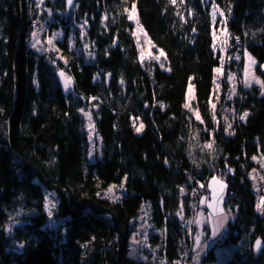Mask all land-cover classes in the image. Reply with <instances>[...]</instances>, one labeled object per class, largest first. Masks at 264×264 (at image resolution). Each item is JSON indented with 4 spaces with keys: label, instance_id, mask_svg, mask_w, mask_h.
<instances>
[{
    "label": "trees",
    "instance_id": "1",
    "mask_svg": "<svg viewBox=\"0 0 264 264\" xmlns=\"http://www.w3.org/2000/svg\"><path fill=\"white\" fill-rule=\"evenodd\" d=\"M133 4L167 69L143 66L128 18ZM33 24L63 31L54 49L30 44ZM245 54L255 60L248 88ZM217 68L222 89L228 69L238 83L234 102L218 109ZM257 80L264 82V0H74L70 8L67 0H0V264H192L190 223L215 171L226 174L232 219L203 264L230 243L237 247L226 264H264ZM190 84L193 109L185 107ZM48 190L56 193L54 217H65L58 228L47 225ZM140 214L156 231L145 260L129 256Z\"/></svg>",
    "mask_w": 264,
    "mask_h": 264
},
{
    "label": "rangeland",
    "instance_id": "2",
    "mask_svg": "<svg viewBox=\"0 0 264 264\" xmlns=\"http://www.w3.org/2000/svg\"><path fill=\"white\" fill-rule=\"evenodd\" d=\"M37 2L40 0H36ZM131 10L128 11V15ZM214 11V10H213ZM134 25V37L138 45L139 50V57L140 60L145 67L146 64H154L156 66L161 67L163 65L164 69H167V62L165 60V54L163 56L160 55L161 50L155 47L146 33L144 32L143 28L137 25L136 20H130ZM216 22V20H214ZM36 25L38 24L37 21ZM222 23L221 20H218L216 26H220ZM33 24L29 42L30 44L38 50L47 51L49 49H54L55 39H61L63 31L61 29L53 30L49 32L47 27H40L39 25L36 26ZM142 28V31L140 30ZM219 32L217 35H222V27H215ZM35 34V35H34ZM51 40V43H49ZM164 53V52H163ZM160 56L159 60H156L155 57ZM254 60V58L252 57ZM255 61V60H254ZM254 64L249 60V55L245 54L244 57V73L241 76V82L243 88H248L255 83V76H251V69ZM223 69V68H222ZM222 69L217 68L216 73L214 74V94L213 96L216 98V101H213L212 104L216 105V108L220 107L221 104L228 103L230 101L234 102V96L236 91L238 90V83L236 81L235 72L233 69H228L226 73V87H223V81L218 76L221 74ZM219 70V71H218ZM246 81L248 83H246ZM73 86V82L71 79V84L67 87L68 89ZM225 86V85H224ZM225 91V94H221V92ZM186 97V103L190 104L189 109H193V101L194 100V86L190 84L188 86ZM219 103V104H218ZM216 112V111H215ZM255 176V171L251 173V178L253 179ZM258 176V175H257ZM255 177V187L253 188L258 194L261 190H259L260 181L259 176ZM226 174L221 175L217 171L211 176H209L207 183H206V191L204 185L201 184L199 193H203L200 196L199 204L197 205L196 209L194 210V217L192 222L190 223V227H192V233L194 237V249H193V256H194V263L192 264H203L202 256L207 254L209 248L213 247L215 244L220 243L221 237L224 236L226 233V228L228 222L232 219V214L229 210H225L224 208V200H225V191H226V181H225ZM264 185V181L261 183ZM121 188V187H119ZM202 188V190H201ZM205 191V192H204ZM111 196H119L122 194V190H120V194L118 195L117 189L112 190L109 192ZM54 205V207H53ZM56 208V193L54 191L48 190L46 194V201H45V210L48 214V226L51 228H58L65 217H54V210ZM223 210L222 212L220 210ZM51 212V215H49ZM145 213V212H144ZM133 232L131 235V243L129 256L135 259H143L145 257L142 256L143 249L146 250L149 246V240L147 239L148 235L156 233L153 226L148 223L146 214H140L136 219L132 222ZM197 238H199L197 240ZM237 246L233 243L230 244H219L215 247L214 252L216 256V260L212 261V264H226L227 260L232 257L233 251ZM149 251H154L152 248ZM154 258L152 259V261Z\"/></svg>",
    "mask_w": 264,
    "mask_h": 264
},
{
    "label": "snow or ice",
    "instance_id": "3",
    "mask_svg": "<svg viewBox=\"0 0 264 264\" xmlns=\"http://www.w3.org/2000/svg\"><path fill=\"white\" fill-rule=\"evenodd\" d=\"M41 2H42V0H41ZM170 2L173 3V4H175V3H176V0H170ZM68 3L71 4V3H72V0H68ZM126 11H128V10L126 9ZM215 15H216V11H215V9H214V11H213V17H215ZM221 15H223V13H221ZM128 18H129L130 20H136L137 25H138V27H139V20H138V18H137V16H136V7H135V4L132 5V9H131V11H130V13H129V17H128ZM105 19H107V17H105ZM140 30L142 31V28H140ZM34 35H35V34H34ZM49 43H51V40H49ZM160 55H161V56L164 55L163 50H161ZM155 59H156V60H159V59H160V56L155 57ZM249 60H250L253 64L255 63V61H254L250 56H249ZM161 67H163V65H161ZM218 71H219V70H218ZM61 75L63 76L64 74L61 73ZM256 82H257V83H261L262 85H264V82H262V81L257 80ZM121 83H123V81H121ZM246 83H248V82L246 81ZM70 84H71V78H70V77H69V78H66V80H65V87L67 88ZM93 99H95V98H93ZM185 107H186V108H190V104H189V103H186V104H185ZM214 107H215V106L213 105V108H214ZM81 111H83V109H81ZM86 115H87V113H86ZM247 115H248V113L245 112L240 118H241V119H245V118L247 117ZM196 118H197V119H200L198 113L196 114ZM89 120H91V117H90V116H89ZM90 126H91V125H90ZM143 127H144V126H143V124L141 123L140 126L136 128V131H137V132H140V131L143 129ZM229 127H231V125H229ZM206 147L211 148L212 145H211V144H208V145H206ZM253 159H256V157H253ZM111 191H112V188H109V192H111ZM53 207H54V205H53ZM257 209L260 210L261 212H264V198H262L261 202L257 204ZM220 211L222 212L223 210L221 209ZM49 215H51V212H49ZM198 239H199V238H197V240H198ZM261 243H262V242H261V240H259V239L256 241V246H257V248H259V247L261 246Z\"/></svg>",
    "mask_w": 264,
    "mask_h": 264
},
{
    "label": "water",
    "instance_id": "4",
    "mask_svg": "<svg viewBox=\"0 0 264 264\" xmlns=\"http://www.w3.org/2000/svg\"><path fill=\"white\" fill-rule=\"evenodd\" d=\"M73 3H74V0H72V3L71 4H69L68 1H67L68 7H71L73 5ZM259 240H261V239H259ZM262 246H263V244L261 243V246L259 248H257L256 243H255V249H256V251H260L262 249Z\"/></svg>",
    "mask_w": 264,
    "mask_h": 264
},
{
    "label": "bare ground",
    "instance_id": "5",
    "mask_svg": "<svg viewBox=\"0 0 264 264\" xmlns=\"http://www.w3.org/2000/svg\"><path fill=\"white\" fill-rule=\"evenodd\" d=\"M36 23V22H35ZM66 80V79H65Z\"/></svg>",
    "mask_w": 264,
    "mask_h": 264
}]
</instances>
